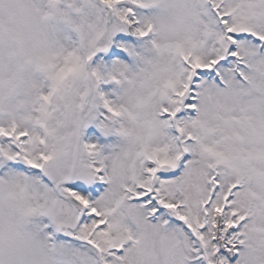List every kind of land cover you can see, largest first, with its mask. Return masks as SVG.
<instances>
[{
	"label": "snow or ice",
	"instance_id": "obj_1",
	"mask_svg": "<svg viewBox=\"0 0 264 264\" xmlns=\"http://www.w3.org/2000/svg\"><path fill=\"white\" fill-rule=\"evenodd\" d=\"M0 264H264V0H0Z\"/></svg>",
	"mask_w": 264,
	"mask_h": 264
}]
</instances>
